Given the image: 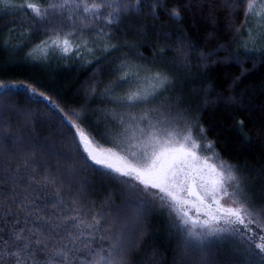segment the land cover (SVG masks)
<instances>
[{
	"label": "trees",
	"instance_id": "obj_1",
	"mask_svg": "<svg viewBox=\"0 0 264 264\" xmlns=\"http://www.w3.org/2000/svg\"><path fill=\"white\" fill-rule=\"evenodd\" d=\"M27 2L46 17L19 7L25 0H16L15 7L0 3V82H23L50 100L29 94L0 98V135L8 137L0 144V236L35 232L33 238L49 249L38 254L39 264L59 248L73 249L67 264H88L87 250L74 249L88 242L106 255L111 240L122 235L127 264H262L264 254L235 236L213 237L203 250L186 249L176 214L161 207L163 194L94 164L70 123L96 149L129 156L131 144L156 131L148 125L166 118L157 128L190 130L202 146L198 155L233 166L259 211L264 207V46H244L253 22L245 15L248 0ZM93 2L105 6L85 12ZM57 36L69 40L68 52L51 43ZM44 41L46 55L34 52ZM125 73L127 80H121ZM157 73L167 83L155 96L147 102L124 100L137 86L153 92ZM122 109L132 111L125 122L107 117ZM139 113L148 118L133 122ZM209 143L211 149L204 147ZM145 201L151 206L130 229ZM93 216L102 219L90 228ZM49 222L54 231L45 230ZM69 233L79 236L75 244ZM51 258L54 264L60 259Z\"/></svg>",
	"mask_w": 264,
	"mask_h": 264
},
{
	"label": "snow or ice",
	"instance_id": "obj_2",
	"mask_svg": "<svg viewBox=\"0 0 264 264\" xmlns=\"http://www.w3.org/2000/svg\"><path fill=\"white\" fill-rule=\"evenodd\" d=\"M3 2L5 0H0V3ZM135 2L137 5L140 4V0H135ZM18 6L30 9L40 19H44L47 15V12L42 11L36 3L27 2V0ZM104 6L103 3L93 2L90 7L86 5L84 11H98ZM108 6L111 7V5ZM49 7L56 9L58 5L51 4ZM59 7H63V4ZM114 11H119V6ZM172 15L179 17L180 13L173 11ZM245 15L255 21L257 29L264 30V0H248ZM112 22V13H109L108 23ZM261 37H264V32H261ZM256 38L252 36V39ZM51 43L57 47L63 46L65 53L70 47L69 40L67 38L61 40L59 36ZM48 46V41H44L43 45H38L33 51L46 55L45 49ZM128 76L129 73H125L121 80H127ZM152 79L156 82L152 85L153 92L140 90L129 95L127 100L147 102L149 96H155L156 91L167 83V78L161 76L160 73ZM10 94L39 95L44 100H50L49 97L44 96L43 93H37L34 88L23 82L18 84L0 82V98ZM2 118V112H0V120ZM147 118V115L140 117L141 120ZM165 122L166 118H161L157 124L163 125ZM70 123L79 136L84 152L94 164L120 176L131 178L143 185L144 189H156L158 193L163 194L158 197L163 202L161 207L169 208L176 214V219L179 221L177 227L182 226L180 231L184 234L186 249L203 250L204 245L212 242L211 238L223 239L227 235L247 240L250 246L254 245L256 249H259L260 254H264V216L261 215L264 207L258 211L252 206L245 189L241 187L238 176L235 175L233 166L223 162L218 165L212 162L211 157L198 155L197 150L202 146L193 139L190 130L182 134L175 129L157 128V124H150L148 127L156 131H148L145 140L131 144L129 156H121L111 150L107 155H102L90 148L91 141L85 132L75 122L70 121ZM139 131L141 136L145 135L144 129H139ZM7 138L0 135V144ZM132 139H137L135 132L132 134ZM204 147L211 149L212 144L209 143ZM150 206L145 201L142 209L137 208L133 224L127 227L130 229L138 227L144 211ZM68 219L76 221L77 217L71 216ZM92 219L94 224L89 225L90 228L100 226L102 217L93 216ZM81 223H83L82 220L73 226L79 227ZM254 224L260 232L253 230L251 226ZM48 229L55 230L50 222L45 230ZM64 230L67 231V227ZM69 235L71 242L75 244L79 236H72L71 233ZM80 235L82 236L83 233ZM35 236V232H32L30 237L25 235L23 230L14 231L10 239L0 236V245L4 246L0 247V264H39L38 254L49 251V249L42 240L33 238ZM92 238L95 239V237ZM105 238L101 237V239ZM110 249L106 255H101L99 251L92 249L88 242H84L83 248L74 250L82 253L87 250L88 256L91 257L88 264H127L126 256L129 249L125 246L123 235L111 240ZM70 251L73 249L65 251L59 248L51 251V256L45 259L44 264H54L51 257L60 258L55 264H67ZM260 259L264 264V255Z\"/></svg>",
	"mask_w": 264,
	"mask_h": 264
},
{
	"label": "rangeland",
	"instance_id": "obj_3",
	"mask_svg": "<svg viewBox=\"0 0 264 264\" xmlns=\"http://www.w3.org/2000/svg\"><path fill=\"white\" fill-rule=\"evenodd\" d=\"M3 3H7L8 7H11V6H9V4L13 5L14 7L16 6V5H14V4H16V0H5V2H3ZM249 27L250 28L247 29V38H246V40L244 42V46H246V47H256V48H260V47L264 46V37H261V32H264V30L257 29L254 20H253L252 23L249 24ZM252 36H256L257 38L256 39H252ZM140 79L143 80L144 77H140ZM135 88L138 89L137 91L144 90L145 92H149V93L151 91V88L150 89L149 88L140 89L139 86H137ZM124 100H127L126 97H125ZM130 111H131L130 109H128V111H126V109H122L120 113L112 114V112H110V114H109L110 116L108 115L107 117H109L112 121H115L117 123H119V122L122 123V122H125L126 120H128V119H130L132 117V116H130ZM131 113H132V111H131ZM140 117H141V115L139 113L137 116H135L136 119L133 122H135V121L139 122V120H141ZM143 121L141 120L140 122H143ZM129 124H130V122L127 124V126ZM131 129L132 128H129V131H131ZM138 129L139 128H137V130ZM127 130H128V128H127ZM90 148L92 150L96 151L97 153L102 154V155H107L109 153V151L96 149L92 144H90ZM222 202H227V201H222Z\"/></svg>",
	"mask_w": 264,
	"mask_h": 264
}]
</instances>
